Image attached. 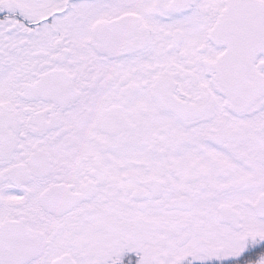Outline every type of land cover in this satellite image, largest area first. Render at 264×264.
Wrapping results in <instances>:
<instances>
[{
    "label": "snow or ice",
    "instance_id": "snow-or-ice-1",
    "mask_svg": "<svg viewBox=\"0 0 264 264\" xmlns=\"http://www.w3.org/2000/svg\"><path fill=\"white\" fill-rule=\"evenodd\" d=\"M0 264H264V0H0Z\"/></svg>",
    "mask_w": 264,
    "mask_h": 264
}]
</instances>
